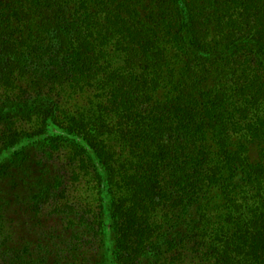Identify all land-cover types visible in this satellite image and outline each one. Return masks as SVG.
<instances>
[{
	"label": "trees",
	"instance_id": "trees-1",
	"mask_svg": "<svg viewBox=\"0 0 264 264\" xmlns=\"http://www.w3.org/2000/svg\"><path fill=\"white\" fill-rule=\"evenodd\" d=\"M106 231L264 264V0H0V264H106Z\"/></svg>",
	"mask_w": 264,
	"mask_h": 264
},
{
	"label": "rangeland",
	"instance_id": "rangeland-1",
	"mask_svg": "<svg viewBox=\"0 0 264 264\" xmlns=\"http://www.w3.org/2000/svg\"><path fill=\"white\" fill-rule=\"evenodd\" d=\"M104 201H105V225H109V216H108V199L104 194ZM112 235L109 232L104 233V245H105V257H106V264H114L111 255L113 251V242H112Z\"/></svg>",
	"mask_w": 264,
	"mask_h": 264
}]
</instances>
